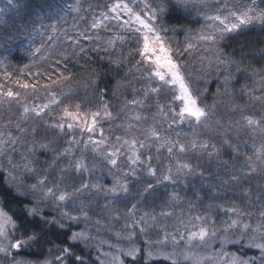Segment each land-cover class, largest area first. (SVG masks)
<instances>
[{
  "label": "rangeland",
  "instance_id": "rangeland-1",
  "mask_svg": "<svg viewBox=\"0 0 264 264\" xmlns=\"http://www.w3.org/2000/svg\"><path fill=\"white\" fill-rule=\"evenodd\" d=\"M85 1L87 2V0H75L73 15L78 17L82 11H90L92 6L85 5ZM131 1L123 0L124 3L132 6ZM174 1L180 9L191 13L201 22V26L193 29L194 31L187 32L188 29L170 27L174 31L165 34L166 40L174 50V58L179 61L185 79L198 98L199 106L205 108L206 114L199 120L188 114H184L183 117L179 115L183 104L177 99L178 86L165 84L158 77L148 74L149 64L135 57L136 50L142 45L138 43V37L134 34H126V28V30L122 28V33L118 37L108 38L97 36L98 33L94 29H86L91 22H88V25H81L78 20L77 31L85 27L84 33L88 32L89 35H83L81 30L74 31L76 37H59L52 39L49 43L41 42V46H38L46 47L47 45L45 51L47 50L48 54L51 55L57 50L59 60L68 56L78 65L83 59L93 54H100L109 58L108 60L119 61L126 70L133 69L121 86L120 97L127 100L130 95L133 99L130 103L126 101L128 104L126 106L137 105L128 109L123 115L124 118L120 121L123 124L119 126L122 131L114 128L113 132L103 135L99 133L101 137L95 136V141L106 143L108 140H113L112 145L117 152L125 153L128 158L133 156V151L139 155H146V148L152 146L154 142L153 134L156 135L158 128L157 118H161V124L165 127L159 130L161 136L164 134L169 143L171 138L178 134L183 135V139L192 137L197 140L195 149L183 141L179 145H183L184 150L181 151L179 145L175 144L169 155H174L173 151H178L181 157H188L191 153H187L186 150L201 155L204 149L207 155H215L218 159L223 156L228 157L229 149L241 143L249 168L259 174L261 183H264V82L257 76L259 73H242L238 65L222 54L220 50L222 40L217 30L220 27L219 21L207 18L217 14L227 16L228 11H236L248 6L249 0ZM151 2L155 3L156 0ZM181 3L187 4L188 7H181ZM193 4L195 7L192 6ZM217 9H220L219 13ZM256 11L259 13L262 10L258 7ZM86 15L92 16L90 13ZM121 15L123 19H128L126 13L121 12ZM86 18L88 21L90 17L86 16ZM97 24L107 27L102 23ZM253 25L262 24L254 21L237 30L225 32L223 37ZM46 27V24H41L38 31L41 32ZM210 33H215L217 40L201 39V35L207 36ZM109 41L114 43L110 44ZM189 43L192 45L191 48L187 47ZM43 64L44 62L33 63L27 71L35 68V72H39ZM53 87V91L41 92L43 95L24 92L19 97L10 98L0 94V170L6 175L10 188L14 190L19 188L20 191L28 193L27 195H33L35 202L36 199H41L42 210H50L57 217L60 216L59 220L65 222L72 220L63 218L61 212L66 211L72 216L79 217V220L73 221L78 223V230L74 233H81L87 239L75 242L95 249L102 264H116L130 249L138 247H142L146 254L151 250L152 255L159 252L166 255L175 252L177 253L175 258L189 260L193 264H232V260L236 257L224 250L232 243L241 241L245 243V246L259 249L264 253L260 248L252 246L255 243H264L262 239L264 237V193L256 195V203L248 202L239 205L241 203H238L231 192L217 191L213 197L210 196L206 199L207 202L203 203L202 212L186 214L170 212L168 206L147 214L137 206L129 211L125 204H112L104 199L101 201L99 194L101 186L90 185L85 181L86 177H82L80 173L85 168H76L79 161L82 160L84 165L87 161L86 143L94 144L95 141L82 140L78 146V140L75 139L74 143L73 137L69 135L70 130L73 131L74 128H66L61 132L55 131V128L50 125V123L64 126L77 124L84 128L85 120L90 124L93 112L87 106L88 98L86 95L81 97L82 99L77 98L76 90L69 86L65 87L59 82ZM7 88L4 87V89ZM153 88H158L159 91L154 92ZM51 92L56 93L58 103L50 102L52 101ZM45 104L48 107H40ZM77 104L80 105L79 109L76 108ZM25 106L28 108L27 111L24 110ZM65 107L70 112H78L79 121L66 116ZM147 113H153L155 125L148 122ZM247 117H250L254 123H249ZM98 125L97 121L93 132ZM132 141H135L134 147ZM97 146L95 144V147ZM69 149L71 151H68ZM59 170L70 177L69 181L59 180L57 176ZM170 171L175 174L181 172L175 167ZM41 179L44 180L43 185L38 183ZM120 181L118 179L115 184L119 186ZM83 184H87L88 187H82ZM33 185H36L35 189L32 188ZM47 187L67 194L68 199L59 201L53 196H47L43 191ZM248 192L250 194L251 191ZM0 207H2L1 202ZM85 213H87L86 216ZM232 220L238 221V224L229 229L228 225ZM243 224H249V228L244 229ZM201 226L210 229L209 236L204 242L190 247L187 244L188 234L198 231ZM212 230L215 231V235H211ZM173 237L178 243H173ZM253 237L255 240L252 239ZM180 253L186 254L180 255ZM49 256L38 261H29V264H37V262L45 264L46 260H50L52 264L58 263L56 257ZM113 257L119 259L113 261ZM4 258L5 256L0 254V264H3Z\"/></svg>",
  "mask_w": 264,
  "mask_h": 264
},
{
  "label": "trees",
  "instance_id": "trees-1",
  "mask_svg": "<svg viewBox=\"0 0 264 264\" xmlns=\"http://www.w3.org/2000/svg\"><path fill=\"white\" fill-rule=\"evenodd\" d=\"M116 2L117 0H87L85 5L92 6L90 11L84 10L77 17L72 12L75 0H0V83L4 87L11 88L13 92H20V94L28 92L29 94L33 92L31 89H22L14 83L16 79L22 82L26 80L30 84H36L37 90L32 94L43 95L41 92H49L54 88L53 85L59 82L65 87L69 86L76 90L77 98H83L86 95L89 101L88 108L92 112H100V116L97 117L99 125L91 133L82 126L73 125L74 130H70L69 135L78 140V146L82 140L90 139L94 142L101 132L102 135L113 132L114 128L122 131L119 126L123 124L120 122L124 118L123 115L128 109L137 105L126 106L128 105L126 101L130 103L133 99L130 95L127 100L120 97L121 86L133 69L126 70L119 61L108 60L109 58L100 54H93L83 59L79 65L68 56L60 58L61 61L57 58V50L50 55L47 50L45 51L47 45L40 47V44L41 42L49 43L52 39L59 37H76L75 32L80 30L83 35H89L87 30V33H84L85 27L77 31L78 20L81 25H88V22H91L86 29H94L98 33L97 36L118 37L122 33V28L126 27L121 21L113 19L115 14L110 12V8ZM164 2L168 5L170 14L165 16L163 21L169 27L188 29V32L201 26L198 18L180 9L174 0H164ZM131 4L133 5V0ZM258 7L264 11V3H260ZM136 9L140 11L139 7ZM104 14H107V18ZM86 16L90 17L88 21ZM94 23H102L107 27L98 24L94 27ZM41 24H46L47 27L39 32ZM126 29V34L139 36L137 32ZM221 40L220 50L224 56L238 65L242 73H259L257 76L264 82V25H253L240 29L236 33L224 36ZM135 57L143 59L138 52ZM38 62H44L42 70L35 72L36 69L32 68L27 71L30 65ZM47 66L51 68H46ZM5 69L11 73L10 78L5 77ZM213 88H215L214 84ZM146 115L148 122L154 123L153 113ZM156 122L158 128L156 135L153 134L154 142L152 146L146 148V155H139L140 158L136 163H132L125 153H118L115 157L116 166L109 163L108 153L111 150L117 152L112 145L113 140H108L106 143L104 141L97 147L95 143L85 142L88 147L85 155L87 161H85V169L80 173L82 177H86L85 181L90 185L101 186L100 200L104 199L117 205L125 204L129 211L137 206L147 214L164 206H168L170 212L186 214L202 212L203 203L207 202L206 199L210 196L213 197L217 191L231 192L238 203H241L239 205L248 202L256 203V195L264 193V183H261L260 175L249 168L245 159L244 147L240 146L241 143L229 149L228 157L223 156L218 159L215 155H207L204 149L201 155L189 150H186L187 153H191L188 157H181L178 151H173L174 155H169L167 146L173 147L184 141L183 143H188L195 149L197 140L192 137L183 139L184 136L178 134L172 137L169 143L164 134L161 136L160 130L165 127L161 124V118H157ZM50 125L55 128V131L62 132L68 128L66 125L63 128L57 127V124L50 123ZM78 151L79 148L77 153ZM183 164H190L191 168L181 167ZM150 166L155 170V175L151 174ZM174 167L181 172L179 174L170 173ZM84 170L86 172H83ZM169 175L171 179L164 178ZM57 176L60 181L70 178L60 170ZM118 179L121 180L119 186L115 184ZM120 185H126L127 191H123ZM112 188L116 189L115 193L109 191ZM248 191H251L250 194ZM112 193L113 195H108ZM0 202L4 211L17 223L21 222L18 218L24 217L25 209L36 206L33 195L19 196L14 189L9 187L6 175L1 170ZM42 213L50 220L60 218L48 209L42 210ZM61 222L66 225L64 228L52 225L46 233L45 240H50L51 243L31 244L27 251L20 253V256H17V251L13 249L11 255L4 258L3 264H11L13 258H23L32 262L49 255L64 256V264H80V260L74 257H81L84 264H102L95 249H90L70 239L78 230V223L63 220ZM61 248H69L72 255L62 253ZM137 250L132 256L128 253L123 255L116 264H120L121 260L123 264H173V261L175 264H193L189 260L175 257L165 258L166 254L160 252L148 256L142 247H138ZM224 251L249 264H264V253L259 249L245 246L242 241L232 243ZM56 262L60 264V261Z\"/></svg>",
  "mask_w": 264,
  "mask_h": 264
},
{
  "label": "snow or ice",
  "instance_id": "snow-or-ice-1",
  "mask_svg": "<svg viewBox=\"0 0 264 264\" xmlns=\"http://www.w3.org/2000/svg\"><path fill=\"white\" fill-rule=\"evenodd\" d=\"M260 3H264V0H249V5L243 9H238L236 11H228L227 16H223L221 14L208 16L207 18L213 21H219L220 27H218L219 38L223 39V34L225 32L234 31L239 29L241 26H247L254 21L259 22L264 25V11H260L257 13V8ZM195 7V4L192 5ZM136 7L140 8V11H136ZM181 7L187 8L188 5L185 3H181ZM225 10H227V5H225ZM110 12L114 13L113 19L122 22V25L126 28H129L139 34L138 43L142 46L139 47L136 51L141 55L143 60L149 64L148 74L154 75L158 77L160 81H163L165 84H171L173 86H178L179 89V99L183 107L180 109L179 115L181 117L184 114H188L192 117H195L199 120L201 117L205 116V108L200 107L198 104V98L193 94L189 82L185 79L184 72L180 66V63L177 59L174 58L173 52L174 50L171 47V44L166 40V33L174 31V29L168 27L163 20L164 17L170 14L168 5L164 2V0H156L155 3L151 2V0H133V5L130 6L128 3H124L123 0H117L116 3L112 5L110 8ZM121 12L126 13L128 19H123ZM217 12H220V9H217ZM105 18H107V14H104ZM94 27L98 26L97 24H93ZM217 35L215 33H210L207 36L201 35V39L215 41L217 40ZM110 44H113V41H109ZM188 48H191L192 45L189 43L187 45ZM179 55V53H177ZM5 77L10 78L11 73L5 69L4 73ZM20 88L28 90L31 89L33 92H36V84H30L26 80L21 81L20 79H16L14 81ZM38 83V82H37ZM152 91L158 92V88H153ZM0 94L5 95L6 97H19L20 92H13L11 88L4 89L3 85H0ZM52 97V101L50 102H59L56 101V93H50ZM40 107L46 108L47 104L41 105ZM80 105L77 104L76 108L79 109ZM25 111L28 110L27 106H25ZM39 112V110L37 109ZM107 112V110H105ZM174 111V109H173ZM65 115L71 117L73 120L79 121L80 114L73 113L68 111V108H64ZM100 116V112L96 111L91 114V123L89 124L87 120L83 122L84 128L88 132H93L95 126L97 124V117ZM249 123H254V121L247 117ZM57 127L63 128V124L56 125ZM68 128H72V124L67 125ZM102 135V132H101ZM119 139V137L117 138ZM73 142L75 143V138H73ZM95 144L99 145L103 143V141H95ZM125 143H129L125 141ZM133 147L135 145V141L131 142ZM142 143V142H141ZM43 146V145H42ZM180 150H184L183 145H179ZM68 151H71L69 149ZM168 151H172V147L168 148ZM118 152L112 151L108 153L109 163L113 166L117 165V157ZM132 163H136L139 160V154L133 151V156L129 157ZM85 167L84 162L81 160L76 164V168L80 169ZM183 168H191L190 164L181 165ZM150 172L152 175H155V170L151 169ZM165 179H171V176H165ZM39 184L43 185L44 180L41 179L38 181ZM82 187H88L87 184H83ZM151 187V185H149ZM33 189L36 188V185L32 186ZM123 191H127V187L122 186ZM17 195L25 196L28 193L22 192L19 188L14 190ZM47 196H53L59 201H65L68 199L67 194L63 192H56L52 187H47L43 189ZM109 191L115 192L116 189H110ZM42 203L41 199H36V206L25 209L24 217L18 218L21 220L20 223H17L16 220L12 218V216L8 215L2 207H0V254H3L5 257L11 255V250H17V256H20L22 251H27L28 247L31 244H40L51 243L50 240H45L46 233L50 226L54 225L59 228H64L66 225L61 222V220L57 219H49L47 216L43 215L42 209L40 207ZM235 211V210H233ZM87 213H85V216ZM61 216L67 220L76 221L79 220V217L72 216L70 213L64 211L61 212ZM27 218H31L30 220ZM197 219H202L201 217H197ZM238 224V221L232 220L228 225V228H233ZM244 229L249 228V224H243ZM260 226H257L259 230ZM22 230V231H21ZM227 231V229H226ZM10 233H19L18 235H10ZM210 234V229L201 226L198 231H192L188 234L187 244L190 247H195L198 243L204 242L205 238ZM211 235H215V231H211ZM26 237V239H25ZM131 238V237H130ZM70 239L72 241H77L80 239H87L81 233H74ZM183 239V237H181ZM255 240V237L252 238ZM264 239V237H262ZM167 240V236L165 237V241ZM173 243H178L175 237H173ZM252 246L260 248L264 251V243H255ZM50 251V250H49ZM60 251L68 256H71V250L69 248H61ZM138 250L136 248H132L129 250L128 255L132 256ZM186 253H180V255H185ZM147 255L151 256L152 251L150 250ZM177 253H168L165 258H172L176 256ZM76 260H80V264H84V261L81 257H74ZM118 257H113V261L118 260ZM57 261H60V264H64V256L58 255L56 257ZM11 264H29V261L23 258H13ZM38 264V262H37ZM45 264H52L50 260H46ZM120 264H123V261H120ZM175 264V261H173ZM232 264H249V262L243 261L239 258H234L232 260Z\"/></svg>",
  "mask_w": 264,
  "mask_h": 264
}]
</instances>
